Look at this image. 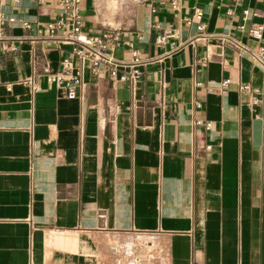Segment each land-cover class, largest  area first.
I'll return each instance as SVG.
<instances>
[{
    "label": "crops",
    "instance_id": "crops-1",
    "mask_svg": "<svg viewBox=\"0 0 264 264\" xmlns=\"http://www.w3.org/2000/svg\"><path fill=\"white\" fill-rule=\"evenodd\" d=\"M171 1L80 5L132 85L49 37L59 0H0V264H264V0Z\"/></svg>",
    "mask_w": 264,
    "mask_h": 264
},
{
    "label": "built area",
    "instance_id": "built-area-1",
    "mask_svg": "<svg viewBox=\"0 0 264 264\" xmlns=\"http://www.w3.org/2000/svg\"><path fill=\"white\" fill-rule=\"evenodd\" d=\"M84 0H59V6L63 11V18H60L47 25L48 35L51 38L65 40L73 46V54L79 60H87L90 63L91 75L96 78H101L104 75L112 82H127L135 85L141 76L140 67L144 65V61L140 59L138 53L134 50L130 53L128 60L118 61L107 52L110 43L117 40L116 33L111 29H106L97 34H88L83 31V22L80 15V5ZM178 0H172L171 4L175 8ZM246 13V12H245ZM194 17L199 19L201 13L194 12ZM188 21V19H187ZM63 28L68 29V33L64 36L57 34ZM202 28L199 26V29ZM262 27H257L252 31L255 37H260ZM176 37L175 31L169 35H161L155 39V44L158 47L171 45L170 52L176 51L177 47L169 44L170 38ZM235 46H238L234 42ZM167 53V54H169ZM253 59L263 65L264 71V49H259L252 53ZM47 81L55 83L66 92L68 99L76 97V91L80 85V73L76 69L71 60L68 58L62 59L60 62V70L56 73L47 75ZM229 80H224L221 83L222 88H227ZM241 90H247V85H241Z\"/></svg>",
    "mask_w": 264,
    "mask_h": 264
},
{
    "label": "water",
    "instance_id": "water-1",
    "mask_svg": "<svg viewBox=\"0 0 264 264\" xmlns=\"http://www.w3.org/2000/svg\"><path fill=\"white\" fill-rule=\"evenodd\" d=\"M260 127H261L260 121H256L253 124V138L256 144H258L260 140Z\"/></svg>",
    "mask_w": 264,
    "mask_h": 264
}]
</instances>
